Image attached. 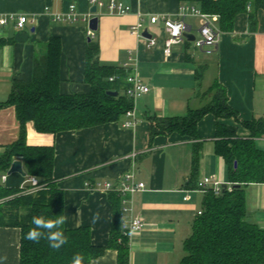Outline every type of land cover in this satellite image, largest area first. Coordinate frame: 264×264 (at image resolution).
<instances>
[{"label":"crops","instance_id":"crops-1","mask_svg":"<svg viewBox=\"0 0 264 264\" xmlns=\"http://www.w3.org/2000/svg\"><path fill=\"white\" fill-rule=\"evenodd\" d=\"M93 1L103 4L95 14L91 12L97 6ZM117 1L130 12L110 13V0H0L1 17L24 15L29 19L22 30L13 21L0 26V103L8 101L14 82L32 80L34 61L46 55L52 38L61 44L59 91L63 95L91 92L85 81L86 50L91 40L98 46L99 63L116 73H122L130 59L134 60L138 77L150 88L133 103L137 112L134 128L123 126L125 116L116 122L53 136L38 133L28 122L26 140L30 146L54 147V179L64 193L65 226L90 228L95 246L108 244L113 210L110 193L92 190L86 184L110 182L117 186L121 175L134 171L145 189L133 196L132 216L141 219L144 228L129 237V264H179L183 242L203 208L205 193L198 189V182L215 176L222 185H228V168L215 150L218 121L213 114L198 123L196 138L178 133L151 136V125L154 119L183 118L203 109L210 104L216 85L225 87L229 104L241 121L264 120V5L256 12L253 26L251 7L239 15L233 30L222 32L216 48L197 51L194 42L186 40L172 46L167 57L164 19L177 20L181 6L194 5L180 0ZM71 4L76 5V21H54V14L67 13ZM153 16L159 18L156 24L150 23ZM93 17H98V30L89 39L86 19ZM140 20L156 40L152 48L147 38L131 33ZM185 23L198 39L200 19L188 16ZM216 25L219 27V19ZM126 71L128 76L131 70ZM220 122L236 126L241 138L250 137L249 131L233 119ZM19 133L14 107L0 110V158L18 140ZM255 142L264 151V137ZM8 172L0 174V186H25L27 175ZM246 207L249 218L264 229V184L246 187ZM97 211L101 219L92 223ZM120 219L124 227L130 215L121 212ZM4 256L7 260L3 264H19V229L0 228V257ZM91 264H118V251L108 249Z\"/></svg>","mask_w":264,"mask_h":264},{"label":"trees","instance_id":"trees-1","mask_svg":"<svg viewBox=\"0 0 264 264\" xmlns=\"http://www.w3.org/2000/svg\"><path fill=\"white\" fill-rule=\"evenodd\" d=\"M193 4L200 11L219 17V28L230 32L236 18L248 13L251 25L264 0H180ZM253 28V27H252ZM188 42V41H185ZM61 44L52 38L46 46V55L34 61L31 81H16L7 102L0 103V110L14 107L19 123L18 140L8 146L0 158V174L7 173L16 159L22 162L28 178L35 177L44 188L34 194H24L23 188L0 186V228L20 230L19 264H71L76 253L84 256V264H91L108 249L118 251V264H129V237L124 235L121 222V198L116 192L109 194L113 219L110 239L106 246H95L88 227L69 229L62 226L68 242L59 250L49 247L46 239L39 243L25 239L33 227L32 217L43 214L49 218L65 213L64 193L54 179L55 151L53 146H30L26 140V124L32 122L41 134H57L83 130L116 122L133 109L127 97V71L116 73L98 61V46L93 40L86 50L85 81L91 86L87 95H63L59 91ZM122 75V76H118ZM111 77L121 81L110 82ZM124 90V94L121 93ZM209 105L191 111L183 118L154 119L151 136L171 135L197 137V126L207 114L216 118V153L228 168L231 190L220 195L211 190L205 193L201 214L192 222V232L183 242V256L179 264H264V229L248 216L246 187L264 184V151L257 148L255 139L264 137V120L241 121L230 106L224 86L213 88ZM107 92H118L110 96ZM233 119L247 129L249 138L238 136L236 126L220 120ZM23 191V192H22Z\"/></svg>","mask_w":264,"mask_h":264},{"label":"built area","instance_id":"built-area-1","mask_svg":"<svg viewBox=\"0 0 264 264\" xmlns=\"http://www.w3.org/2000/svg\"><path fill=\"white\" fill-rule=\"evenodd\" d=\"M93 2L97 5L96 7L103 6L101 2ZM108 10L110 13H117L119 15H126L130 12V8L125 7L117 0H110ZM188 16L198 17L200 19L199 38L194 41L196 48L199 50H211L216 48L220 43L222 31L216 25V21L219 19V17L216 15L205 14L194 6L183 5L180 7L179 19L173 20L168 17L163 21L165 30L167 32V38L165 40V55L167 57L170 55L172 46L186 41L184 34L190 31L189 27L185 23V18ZM76 17L77 13L75 4H71L69 6L67 13L54 14L53 16L54 21L59 22H75ZM90 20L86 19L87 23H89ZM10 21L15 22V26L18 30H22L25 29L29 19L24 15H10L4 17L0 16V26L4 27ZM158 21L159 18L157 16H153L150 19L151 24H156ZM144 30V21L140 20L131 28V33L138 38H142ZM87 37L89 39H93L95 37V32L89 28V25L87 29ZM155 44L156 40L153 37L148 39L149 48H152L155 46ZM131 65L133 68H130ZM136 67V62L134 63V60L132 59H130V63L124 66L126 70H131V72L126 77L125 82L128 84L126 95L133 101V103H136L140 97L150 92V88L146 86L138 77ZM118 79V77H111L110 82H115ZM126 118L127 120L124 122L123 126L126 128H134L137 124V112L135 106H133L132 110L126 113ZM6 178V176H3L2 180L6 181ZM25 185H29V187L24 190V194H34L44 188V186L40 184L38 179L35 177L28 178ZM86 186L92 190H102L107 193L116 192L120 195L123 205L122 212L123 214L130 215L129 223L123 227L124 235L130 237V235L140 232L144 228L143 221L132 216L133 196L145 189V184L136 180V174L134 171L121 175L118 179L117 186L110 182H100L93 184L87 183ZM223 186L224 185H222L215 176L206 177L197 184L198 189L203 193L211 190L215 195L221 194L223 191ZM227 189L231 190L230 184L227 185ZM199 214H201V212H199Z\"/></svg>","mask_w":264,"mask_h":264},{"label":"clouds","instance_id":"clouds-1","mask_svg":"<svg viewBox=\"0 0 264 264\" xmlns=\"http://www.w3.org/2000/svg\"><path fill=\"white\" fill-rule=\"evenodd\" d=\"M92 223H96L101 219V214L99 211L93 213ZM66 222V217L61 215H56L55 218L46 217L43 214L36 215L32 217V225L27 232L25 239L39 243L41 239H46L48 241L49 247L54 250H59L68 242V237L63 231V225ZM7 260V257H0V264H3ZM71 264H84V256L80 253H76L71 261Z\"/></svg>","mask_w":264,"mask_h":264},{"label":"water","instance_id":"water-1","mask_svg":"<svg viewBox=\"0 0 264 264\" xmlns=\"http://www.w3.org/2000/svg\"><path fill=\"white\" fill-rule=\"evenodd\" d=\"M97 11V7L94 6L92 9H91V12L93 14H95ZM89 28L96 32L98 30V17H93L90 21H89ZM143 37L147 38V39H150L152 38V36L149 34L148 32V29H145L144 32H143ZM184 37L186 40L190 41V42H194L196 40V37L194 35H192L190 33V31L186 32L184 34ZM108 95L110 96H118V93L117 92H107ZM14 173H18L20 175H22L23 177H26V174L25 172L23 171V165H22V162L17 160V161H14L11 165V168L8 172L9 175L11 174H14ZM227 189V185H224L223 186V191H225Z\"/></svg>","mask_w":264,"mask_h":264},{"label":"rangeland","instance_id":"rangeland-1","mask_svg":"<svg viewBox=\"0 0 264 264\" xmlns=\"http://www.w3.org/2000/svg\"><path fill=\"white\" fill-rule=\"evenodd\" d=\"M199 30V29H198ZM197 37L199 38V34L197 33ZM197 49V51H200L198 48H196ZM1 180V179H0ZM23 192V191H22ZM5 200H7V199H4V200H0V204L1 203H3Z\"/></svg>","mask_w":264,"mask_h":264}]
</instances>
